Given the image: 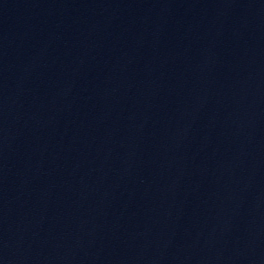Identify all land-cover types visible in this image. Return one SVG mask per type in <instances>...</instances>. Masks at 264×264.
<instances>
[{"label":"water","instance_id":"1","mask_svg":"<svg viewBox=\"0 0 264 264\" xmlns=\"http://www.w3.org/2000/svg\"><path fill=\"white\" fill-rule=\"evenodd\" d=\"M0 264H264V0H0Z\"/></svg>","mask_w":264,"mask_h":264}]
</instances>
